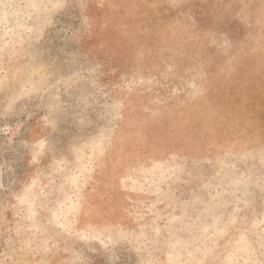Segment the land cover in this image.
<instances>
[{
	"label": "rangeland",
	"instance_id": "obj_1",
	"mask_svg": "<svg viewBox=\"0 0 264 264\" xmlns=\"http://www.w3.org/2000/svg\"><path fill=\"white\" fill-rule=\"evenodd\" d=\"M0 264H264V0H0Z\"/></svg>",
	"mask_w": 264,
	"mask_h": 264
}]
</instances>
